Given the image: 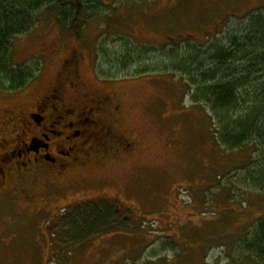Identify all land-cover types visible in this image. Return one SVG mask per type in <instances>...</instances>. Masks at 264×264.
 I'll list each match as a JSON object with an SVG mask.
<instances>
[{
    "label": "rangeland",
    "instance_id": "rangeland-1",
    "mask_svg": "<svg viewBox=\"0 0 264 264\" xmlns=\"http://www.w3.org/2000/svg\"><path fill=\"white\" fill-rule=\"evenodd\" d=\"M108 1L113 10L103 7L102 20L81 38L62 34L45 12L36 29L17 37L13 61L34 78L16 91L0 89V108L28 107L72 48L88 53L82 74L92 84L129 79L117 89L143 152L137 169L105 184L121 200L112 203L116 230L106 231L93 208L66 206L86 194L74 186L47 205L15 198L0 204V264H259L241 244L264 215V182L253 172L264 165V147L222 146L212 107L193 98V77L175 66L226 44L249 13L264 15V0ZM135 170L139 182L130 189Z\"/></svg>",
    "mask_w": 264,
    "mask_h": 264
},
{
    "label": "flooded vegetation",
    "instance_id": "flooded-vegetation-1",
    "mask_svg": "<svg viewBox=\"0 0 264 264\" xmlns=\"http://www.w3.org/2000/svg\"><path fill=\"white\" fill-rule=\"evenodd\" d=\"M67 54L57 78L28 107L0 108L1 205L15 198L47 205L74 186L86 194L71 196L67 207H105L121 201L105 188L117 183L112 175L137 169L143 148L117 89L129 79L92 84L82 74L88 53ZM130 173L125 185L137 188L136 170Z\"/></svg>",
    "mask_w": 264,
    "mask_h": 264
},
{
    "label": "trees",
    "instance_id": "trees-1",
    "mask_svg": "<svg viewBox=\"0 0 264 264\" xmlns=\"http://www.w3.org/2000/svg\"><path fill=\"white\" fill-rule=\"evenodd\" d=\"M103 7L113 10L108 0H0V89L16 91L34 78L31 69L15 65L12 51L17 37L38 27L43 12L62 34L81 38L102 20ZM260 11L249 13L239 34L231 36L226 44L207 45L204 52L183 57L175 66L193 77L190 80L198 86L193 98L212 107L218 121L214 138L229 150L248 149L251 144L264 147V15ZM245 94L251 96L248 105L246 98L243 102ZM260 167L253 172L258 182H264V165ZM249 174L253 177L252 171ZM90 208L106 231L116 230L113 224L118 207ZM247 233L241 248L255 262L264 264V215L250 225Z\"/></svg>",
    "mask_w": 264,
    "mask_h": 264
}]
</instances>
